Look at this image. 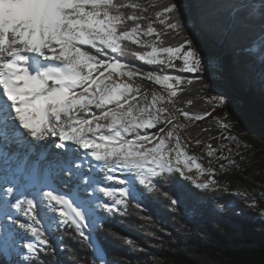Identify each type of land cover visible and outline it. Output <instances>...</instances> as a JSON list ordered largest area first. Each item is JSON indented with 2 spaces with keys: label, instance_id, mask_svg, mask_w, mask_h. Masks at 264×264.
<instances>
[{
  "label": "snow or ice",
  "instance_id": "1",
  "mask_svg": "<svg viewBox=\"0 0 264 264\" xmlns=\"http://www.w3.org/2000/svg\"><path fill=\"white\" fill-rule=\"evenodd\" d=\"M216 7L227 10V31L255 33L238 79L264 100V0H217ZM198 33L225 38L203 2L0 0V159L8 165L0 174V264H16L25 250L29 264H41L61 228L88 242L95 264H108L100 235L108 216L133 203L143 211L150 194L189 215L202 207V192L228 191L218 171L239 168L244 156L221 111L229 98L208 83L223 76V64L205 55ZM114 76L163 93L141 104L143 90L107 83ZM197 103L201 110L192 111ZM189 143L204 144L217 167L200 163ZM37 147L43 152L32 160Z\"/></svg>",
  "mask_w": 264,
  "mask_h": 264
},
{
  "label": "trees",
  "instance_id": "2",
  "mask_svg": "<svg viewBox=\"0 0 264 264\" xmlns=\"http://www.w3.org/2000/svg\"><path fill=\"white\" fill-rule=\"evenodd\" d=\"M151 2L147 0V3ZM194 2H203L210 10H215L225 26V38L222 39L208 33L197 34L205 55L219 59L224 67L222 79L208 83L224 92L229 101L235 99L239 104L237 107L228 102L221 111L229 114L230 122L234 118L244 120L264 133V100L258 93L242 88L238 79L247 64L242 50L255 38V33L227 31V10L216 7L217 0H183L186 6ZM198 87L194 85L192 91ZM215 94L216 91L208 93ZM201 107L197 103L191 110L198 112ZM181 118L183 123L189 124ZM205 123H211V120L197 122ZM189 127L193 125L189 124ZM247 131L248 128L243 132L232 129L239 136V145L246 141L243 135ZM182 132L187 138V133ZM198 146L203 148L205 145ZM237 163L239 168H230L226 174L218 171L216 178L232 185L243 180V175L255 176V166H248L238 157ZM212 164L217 167L214 160ZM201 194L202 207L192 209L189 215L179 206L172 210L162 196L150 194L144 201L143 211L133 203L126 214L108 216L100 232L108 264H264V215L260 214L264 212V192L253 198L257 201L254 208L248 206L243 195L228 191L209 190ZM54 235L63 250L49 249L42 254L41 264H95L88 242L74 235L72 230L65 232L61 228ZM31 259L28 257L24 264H29Z\"/></svg>",
  "mask_w": 264,
  "mask_h": 264
},
{
  "label": "rangeland",
  "instance_id": "3",
  "mask_svg": "<svg viewBox=\"0 0 264 264\" xmlns=\"http://www.w3.org/2000/svg\"><path fill=\"white\" fill-rule=\"evenodd\" d=\"M147 11H149L148 14H147ZM147 11L143 14L146 16H149L150 9H148ZM199 43H200L201 49L204 52V49L202 47V43L200 41H199ZM116 78L117 77L114 76L112 82L115 81ZM122 78L128 79L131 86L140 87L143 90L142 95L140 97H137V100H142L144 95H146L150 100L151 94L153 92L163 93V90L159 86L154 85L151 82L142 81L139 78L130 79L127 76L122 77ZM122 78H120V79H122ZM214 79H216V80L220 79L221 80L222 77H218V78H214ZM130 102H134V101H130ZM229 102H230V105L239 107L237 100L234 99V100H232V102L231 101H229ZM178 121L180 123H183V120L181 117H178ZM231 124H232V129L235 130L236 132H238V131L243 132L247 128H248V131L251 130V132H249V134H247L248 133V131H247V133H245V136L243 135V138L246 139V141H243L242 144L239 145V152H241L243 154V156H244L243 161H245L246 164H248V166H255V170H254L255 176L254 175H249L250 177L244 176V178L242 180V181H244V183L239 182L237 184L236 182H233L232 185H227V184H225V181L220 177H219V180H220L219 182L222 186L226 187L228 189V193H231V194H235L237 192L231 191L230 188H234L235 191L242 190V188H249L248 189L249 191L247 193H241V192L240 193L242 195L246 194L248 197L251 196V198H255L259 194V192H264V184H263L264 182H262L264 180V133L260 132L257 128L255 129L253 126L250 125V123H248L244 120H239V119L234 118L231 120ZM180 134L185 140H187L186 136L183 134L182 131ZM187 150L191 154H194L197 157H199L200 158L199 162L202 163L205 167H208V166L215 167V164H212V162H211V164L209 163V157L206 155L207 149L205 146L203 148H200L196 144L189 143V147ZM200 179H201V181H203V179H205V178L201 177ZM253 179H255V180H253ZM256 179L257 180L259 179L261 181H256ZM240 184H242V185H240ZM19 233H20V235H22L21 231H19ZM54 237H55V235H54ZM19 241H20V238H19ZM20 242H22V241H20ZM52 249H55V250L57 249L58 251L63 250V247H61V245H60V240H57L56 238L54 239ZM27 257H28V255L26 254V250H25V254L20 256L19 260H17L16 263L19 264L20 261L26 262L25 259ZM9 258L15 259V255L13 254V256H11Z\"/></svg>",
  "mask_w": 264,
  "mask_h": 264
},
{
  "label": "bare ground",
  "instance_id": "4",
  "mask_svg": "<svg viewBox=\"0 0 264 264\" xmlns=\"http://www.w3.org/2000/svg\"><path fill=\"white\" fill-rule=\"evenodd\" d=\"M148 9H150V13H149V16L150 15H152V10H151V8L149 7ZM148 12L149 11H147V14H148ZM107 83H109V84H113V83H128V84H130V82L128 81V79H125V78H122V79H120V78H116V80L115 81H107ZM141 104H143V98H142V100H138ZM98 111V110H97ZM100 123H105V121H100ZM38 148V150L37 149H35V150H37V152H36V155H33L32 157H31V159L32 160H35L36 158H37V156L41 153V151L43 150L41 147H37ZM39 148H41V150L39 149ZM50 151H52V152H54L55 151V149H50ZM9 164H11V166L13 167V168H15L16 167V162H12V161H10L9 162ZM42 167H43V165H41ZM8 167V165L7 164H5V161L3 160V159H0V174H2L3 172H4V170L6 169ZM19 175H21V178L22 179H24V180H27V177H26V175H24V174H19ZM244 176H246V175H243V177ZM246 177H250V176H246ZM205 178V177H204ZM218 179V181H220L219 180V177L217 178ZM252 179V178H251ZM253 180H255V179H253ZM248 181V180H247ZM256 181H261V180H257L256 179ZM237 184L239 183V182H242V183H244V181H242V180H237V181H235ZM263 182V181H262ZM246 183V182H245ZM248 183V182H247ZM261 184V183H260ZM264 184V183H263ZM240 185H242V184H240ZM245 186V185H244ZM250 186V185H249ZM249 188H242V190H238V191H235L234 190V188H230V190L231 191H234V192H237V193H247L249 190H248ZM251 197V196H250ZM21 234L23 235H20V233H19V235H20V237L22 236L25 240L26 239H28V237L26 236V234L21 230ZM19 235H18V237H19ZM17 237V238H18ZM19 237V238H20ZM19 238H18V240H19ZM20 241H22L21 240V238H20ZM23 242V241H22ZM21 242V243H22Z\"/></svg>",
  "mask_w": 264,
  "mask_h": 264
},
{
  "label": "crops",
  "instance_id": "5",
  "mask_svg": "<svg viewBox=\"0 0 264 264\" xmlns=\"http://www.w3.org/2000/svg\"><path fill=\"white\" fill-rule=\"evenodd\" d=\"M249 132H251V130H249L247 134H249Z\"/></svg>",
  "mask_w": 264,
  "mask_h": 264
},
{
  "label": "water",
  "instance_id": "6",
  "mask_svg": "<svg viewBox=\"0 0 264 264\" xmlns=\"http://www.w3.org/2000/svg\"><path fill=\"white\" fill-rule=\"evenodd\" d=\"M218 80H220V79H218Z\"/></svg>",
  "mask_w": 264,
  "mask_h": 264
}]
</instances>
